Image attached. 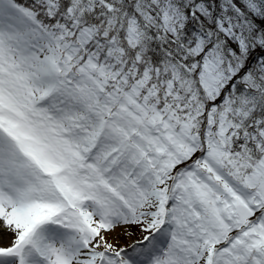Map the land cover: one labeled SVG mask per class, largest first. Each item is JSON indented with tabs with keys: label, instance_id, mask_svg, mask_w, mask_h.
Returning <instances> with one entry per match:
<instances>
[{
	"label": "snow or ice",
	"instance_id": "snow-or-ice-1",
	"mask_svg": "<svg viewBox=\"0 0 264 264\" xmlns=\"http://www.w3.org/2000/svg\"><path fill=\"white\" fill-rule=\"evenodd\" d=\"M0 264H264V0H0Z\"/></svg>",
	"mask_w": 264,
	"mask_h": 264
},
{
	"label": "rangeland",
	"instance_id": "rangeland-1",
	"mask_svg": "<svg viewBox=\"0 0 264 264\" xmlns=\"http://www.w3.org/2000/svg\"><path fill=\"white\" fill-rule=\"evenodd\" d=\"M122 243H124L125 241L124 240H121Z\"/></svg>",
	"mask_w": 264,
	"mask_h": 264
}]
</instances>
